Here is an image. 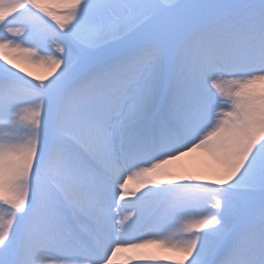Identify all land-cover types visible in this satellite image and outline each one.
I'll list each match as a JSON object with an SVG mask.
<instances>
[{"label": "snow or ice", "instance_id": "1", "mask_svg": "<svg viewBox=\"0 0 264 264\" xmlns=\"http://www.w3.org/2000/svg\"><path fill=\"white\" fill-rule=\"evenodd\" d=\"M166 261L264 264V0H0V264Z\"/></svg>", "mask_w": 264, "mask_h": 264}, {"label": "bare ground", "instance_id": "2", "mask_svg": "<svg viewBox=\"0 0 264 264\" xmlns=\"http://www.w3.org/2000/svg\"><path fill=\"white\" fill-rule=\"evenodd\" d=\"M176 167H178L180 170H186L188 172H193L192 170H195V174L197 173H203L206 171L205 165H204V159L202 157V154L200 153H194L188 157H185L182 161L177 162ZM130 189L135 187V183H131L129 185ZM130 198H133L130 196ZM152 251H157L153 249ZM158 255H164L168 256V253H160L157 251ZM173 256L178 257L179 254L173 253Z\"/></svg>", "mask_w": 264, "mask_h": 264}, {"label": "rangeland", "instance_id": "3", "mask_svg": "<svg viewBox=\"0 0 264 264\" xmlns=\"http://www.w3.org/2000/svg\"><path fill=\"white\" fill-rule=\"evenodd\" d=\"M18 63H21V66L24 67L28 72L33 73L34 77L35 76L43 77L47 74V69L43 66L27 64V63H23V62H19V61H18ZM192 171L195 172V170H192Z\"/></svg>", "mask_w": 264, "mask_h": 264}]
</instances>
